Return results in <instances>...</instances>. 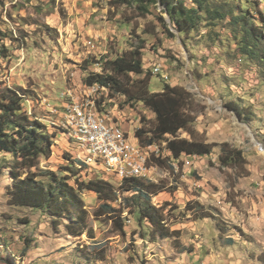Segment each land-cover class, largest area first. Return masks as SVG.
I'll list each match as a JSON object with an SVG mask.
<instances>
[{"label":"rangeland","instance_id":"obj_1","mask_svg":"<svg viewBox=\"0 0 264 264\" xmlns=\"http://www.w3.org/2000/svg\"><path fill=\"white\" fill-rule=\"evenodd\" d=\"M202 3L196 27L182 33L161 4L141 14L136 5L114 0H0V90L19 89L28 115L55 134L51 155L39 156L31 170L44 183L51 170L75 188L78 181L101 176L118 189L111 203L122 210L120 231L89 189L79 191L85 210L79 228L73 216L14 205L6 185L15 159L1 153L0 264H264V0ZM252 22L253 34L245 36L242 30ZM139 44L144 71L151 73L149 91H161L164 83L188 91L193 133L217 144L208 155L174 159L166 142L156 140L165 162L140 179L162 190L147 193V201L132 189L121 190L115 175L78 167L61 110L47 107L61 108L67 89L82 94L83 79L96 63ZM101 101L103 112L132 141L136 129L155 123V112L142 101L111 90ZM222 141L240 148L246 162L220 166ZM144 205L157 208L167 236L138 218Z\"/></svg>","mask_w":264,"mask_h":264},{"label":"trees","instance_id":"obj_2","mask_svg":"<svg viewBox=\"0 0 264 264\" xmlns=\"http://www.w3.org/2000/svg\"><path fill=\"white\" fill-rule=\"evenodd\" d=\"M118 4H134L141 14L151 13V6L161 4V12L168 14L169 22L182 32L189 33L196 27L199 19V7L202 0H191L197 7H190L183 0H114ZM206 8V7H205ZM219 18L224 13L206 8ZM262 21H264V16ZM158 19L167 25L162 16ZM252 26L244 29L245 36L253 34ZM262 31V28H261ZM263 32V31H262ZM260 32V36L262 35ZM143 44L134 46L113 58L106 57L102 63V73L89 72L83 79L84 85L98 83L107 86L109 90L124 94L128 100L142 101L155 112V123L149 129L140 127L136 129L135 135L141 144L151 143L156 140L166 142V148L174 159H179L181 154L186 155H208L216 143L207 142L197 138L193 133L192 125L194 115L188 109L191 94L179 86H171L164 83L162 90L149 91L147 85L150 72H145L142 65ZM5 55V50H0ZM144 74L141 78L132 80L130 74ZM126 79H124V78ZM23 93L13 87H5L0 90V154L10 153L15 159L12 164L11 184L6 185L9 202L14 205L30 206L41 209L50 214L70 215L75 217V223L82 227L81 220L85 210L79 191L89 189L94 191L103 200L101 204L102 213H112L113 222H119L118 229L122 231L121 211L112 206L117 199V191L109 181L100 176L88 179L86 182L78 181L77 188L69 184L63 177L48 170L51 176L48 183L37 179V172L31 170L37 168L39 156L48 158L51 155V136L45 130V125L39 122L35 116L28 115L22 106ZM99 106L100 110H103ZM188 133L189 137H182L180 132ZM147 134H149L147 136ZM219 145V163L223 167H232L246 162L242 150L228 141H222ZM159 166L163 165L165 159L157 158ZM22 171L24 175L18 173ZM1 174V166H0ZM153 183L144 184L140 178H124L120 182L121 190H134L136 198L147 201V193L154 194L162 190L161 187L150 188ZM157 208L144 205L139 210V219L146 218L153 228L159 232V236H167L168 230L162 222ZM115 217V218H114Z\"/></svg>","mask_w":264,"mask_h":264},{"label":"built area","instance_id":"obj_3","mask_svg":"<svg viewBox=\"0 0 264 264\" xmlns=\"http://www.w3.org/2000/svg\"><path fill=\"white\" fill-rule=\"evenodd\" d=\"M153 71L160 73L159 66L154 65ZM92 72L101 74L102 62L96 63ZM84 86L80 95H72L67 89L62 94L67 98L61 108L47 104L51 113L61 110L65 131L76 151L77 166H84L87 170L92 168L94 174L103 171L115 175L120 181L148 177L151 170H157L156 159H165L159 145L155 141L141 144L137 137L136 141L130 140L127 131L112 121L109 113L99 109L103 103L100 102L101 96L108 93L107 86L98 83ZM166 153L170 154L167 148Z\"/></svg>","mask_w":264,"mask_h":264},{"label":"crops","instance_id":"obj_4","mask_svg":"<svg viewBox=\"0 0 264 264\" xmlns=\"http://www.w3.org/2000/svg\"><path fill=\"white\" fill-rule=\"evenodd\" d=\"M47 120V119H46Z\"/></svg>","mask_w":264,"mask_h":264}]
</instances>
